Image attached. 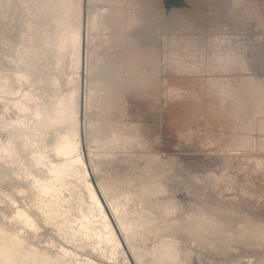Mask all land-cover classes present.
I'll list each match as a JSON object with an SVG mask.
<instances>
[{"label": "rangeland", "instance_id": "374dc122", "mask_svg": "<svg viewBox=\"0 0 264 264\" xmlns=\"http://www.w3.org/2000/svg\"><path fill=\"white\" fill-rule=\"evenodd\" d=\"M33 4L34 0H10L2 9L0 67L12 74L19 70L28 75L30 82L24 91L36 92L49 107L56 97L55 79L62 83V91L68 92L72 89L70 77L85 75V97L79 99L78 113L83 116L82 148L89 154L93 184L101 196L102 187L110 186L114 189L111 196L120 197L118 200H124V192H133L135 200L129 202L132 211L146 207L154 218L153 226L171 225L152 232L140 227L135 241L142 253L165 240L181 246L180 261L174 264H264V0H239L229 5L217 0H102L90 4L84 26L88 29L84 32L88 50L79 72L71 68L69 57L64 68L57 67L56 50L43 39V29H53L52 22L47 24ZM106 9L108 12L102 14ZM98 13L102 15L101 25L95 22ZM223 31L241 39L244 53L240 54V46L232 47L227 41L222 49L237 52L236 57L227 56L230 64L214 69L210 65L213 62H208L200 70L187 72L196 83L191 78L181 81L187 86L184 91L191 90L192 84L198 90L207 87L213 92L222 86L233 93V100L231 95L232 102L218 103L216 111L209 109L208 100L203 101L201 111L191 112L188 105L184 108L185 95L176 94L167 83L174 81V86L178 80L172 76L178 73L170 65L176 59L189 62L193 58L192 49L184 48L182 38L193 36L207 46ZM217 48L213 45L207 49L217 52ZM242 55L249 68L245 72L247 64L242 62ZM85 61L89 64L84 72ZM36 76L39 79H34ZM202 97L206 98L204 94ZM7 100H0V111L10 104ZM31 109L25 116L33 126L37 120L34 103ZM231 109L238 110L237 114L229 112ZM19 115L23 114L13 110L11 117L17 120ZM48 130L51 137L30 129V157L41 152L48 161L54 159L50 153L63 131L49 127L43 132ZM116 132H122L123 137L140 134L142 145L119 142L102 147ZM26 135L18 124L7 127L0 123V151L3 143L14 139L26 143ZM39 139L45 143V152L35 144ZM12 169L0 161V221L12 230H21L20 225H14L18 205L36 210V188ZM159 184L165 190L154 195ZM145 188L149 196L142 201ZM166 208L173 213L161 220ZM38 222L40 229L25 230L39 247L53 252H63L65 247L77 250L79 259L128 264L119 255L116 260L108 259L89 239L68 241L42 217ZM126 250L127 255L130 251V264H153L149 254L140 260L128 246Z\"/></svg>", "mask_w": 264, "mask_h": 264}, {"label": "bare ground", "instance_id": "6f19581e", "mask_svg": "<svg viewBox=\"0 0 264 264\" xmlns=\"http://www.w3.org/2000/svg\"><path fill=\"white\" fill-rule=\"evenodd\" d=\"M9 1L10 0H0V17L3 15L1 12L2 9ZM101 1L102 0H87V3L84 1L85 5L83 7L82 0H34L33 6H35L37 11L38 9L40 10L43 20L46 21L47 24L52 22L53 29L51 27L43 29V39L47 45L54 46L56 50L55 64L57 67L61 69L64 68L67 57H69L71 68L76 69L78 72L80 71L83 54H86V50H88V48L86 49V45L88 44H86V36L84 33L86 29L84 26L87 10L90 8V4L97 5L100 4ZM217 1L228 5L227 3H234L236 0ZM31 7L32 6H30V9ZM105 12H108V9L102 10V14ZM94 17L95 22L101 25L100 21L102 15L98 13ZM18 20H21V17ZM16 21L17 18L15 22ZM31 29H33L32 26ZM8 30L9 29H7V32L11 31ZM86 30L88 32V29ZM182 40L184 41V48L192 49L193 54L191 56H193V58L191 60L189 59V62H184L181 59H176L175 62L173 61L174 65H170V67H174L173 69L178 73L177 76L172 74L175 79H178L176 81L177 84L172 86L171 82L174 81H167V83L175 90L176 94H180L181 96L185 95L182 100V102H184V108L188 105V110L191 112L192 109L201 111L204 107L202 104L203 101L206 103L208 100L209 109L211 111H216L218 110L215 109L219 105L218 103L231 101V95L233 100V93L229 90H224L221 84L217 85L218 88L221 86V89L218 90L217 88L218 91L216 92L207 89V87H205V90H198V87H195L196 85L192 83V85H190L192 89H186L184 91V87L187 86H185L184 81L181 80L191 78L194 80L192 82L196 83L193 75H189L187 72L206 67V62L208 60L205 56L214 60V62L210 64L213 65V67L217 69L226 67L227 56H235L237 52L235 50H230L231 52L228 49L223 50V46L227 41H230V46H240L239 52L242 54V46L240 45L241 39L239 37L228 36L225 33L214 35V43L210 42V44H215L216 48L218 47L217 49H219V51L217 52L208 50L207 48L210 45L204 46L203 42H201V47L199 44L200 40L193 36H187L186 38H182L181 41ZM24 48L26 49L25 46H23V49ZM174 54H177V52ZM87 63V61L83 63L84 72L85 70L87 71ZM241 65L243 66V64ZM232 69L235 68L233 67ZM10 72L0 67V100L8 99L7 101L10 100L11 104H6L4 110L0 111V123H3L7 127H15L18 124L20 129H23L27 134V142L21 143V141L14 139L10 144L3 143L0 151V161L12 165V170L16 175L22 176L24 179H28L29 182L34 184L36 188L34 193L36 203H34L33 206H36V210L32 209L30 206L18 205L14 225H20L23 232H21V230H12L11 226L0 221V264H78V262H82V264H112L105 260L97 261L92 258L79 259L81 254L77 250H71L65 247L63 252H53L49 248L35 245L31 241L28 229L25 230V227L35 230L40 229L41 227L38 222L39 217H42L46 224L54 225L60 234L65 236L70 242H77L78 240L83 242L87 239L91 240V242L95 244L94 248L108 259L116 260L119 255V258L123 257V260L130 264V251L127 255L126 250L128 246L133 254L140 260H143L145 256L149 254L152 256L153 260L151 262L153 264L178 263L181 254V246L177 245L178 243L171 244L168 241L161 240L156 243L151 250H146L142 253L141 247L135 241L137 235L141 234V230H139L140 227H142L143 230H151L152 232L154 229L159 231L171 225L165 227L153 226L152 222L154 218L148 214L150 209L146 207L141 210L132 211L129 202L135 200L133 192H124L122 194L124 200H118L120 197L116 198V196H111L110 191L113 188H110V186L102 187L101 196L98 187L93 184L88 165L89 162L87 160L89 154L87 155L82 148L81 123L83 121V116H80L78 113L80 109L79 99L85 97V90H82L83 83L85 84L87 81L84 77L85 75L79 74L77 78L71 76L69 83L72 85V89L68 92L62 91L59 85L62 83L59 82L58 78L55 79L53 84L56 97L53 105L49 107L46 105L44 99L36 92L34 93L32 90L28 92L24 91V86L30 82L27 78L28 75L20 73L19 70L17 73L13 74ZM166 75L168 76L167 78L170 77L168 72H166ZM34 79H39V77L36 76ZM35 85L36 83L32 81L31 86L35 87ZM210 87H212V84ZM111 92L108 93L110 94ZM193 94H195L194 98H192V96H194ZM203 94L206 97L205 99L202 97ZM94 95L97 94L94 93ZM95 99L98 100L97 98ZM192 101H195L194 106ZM31 103L36 105V112L34 115L37 116V120H35L33 126L27 121L25 116L28 111L32 110ZM220 109L223 112L227 111L226 109ZM13 110L24 116L19 115L18 119L15 120L11 117ZM229 112L237 114L238 110L231 109ZM62 119L66 120L64 121ZM49 127H54V130L57 131H63L61 132V139L58 140L50 153V156L54 159L48 161L46 155L41 152L40 154L30 157V153L28 152L31 143L29 137L30 129H33L38 135L46 133L51 137L52 134H50L49 130L43 132L45 128ZM119 142H136L142 145L140 134L123 137L122 132L121 135L116 132L111 140L103 142L102 147H106L110 143ZM35 144H37V147H41L43 152L46 151L44 147L45 143L42 140L39 139L38 143ZM157 187V193L155 192L154 195L165 190L162 184L157 185ZM146 190L145 193L141 194L140 200L142 201L145 197L149 196V194H147L148 190ZM114 198H116V200ZM17 201L14 200V203L17 204ZM132 213L134 215L137 214L138 217L130 216ZM171 213H173L172 209H164L160 214L161 220ZM144 236L147 237L145 234ZM84 243L90 244V242Z\"/></svg>", "mask_w": 264, "mask_h": 264}, {"label": "crops", "instance_id": "0c3cea01", "mask_svg": "<svg viewBox=\"0 0 264 264\" xmlns=\"http://www.w3.org/2000/svg\"><path fill=\"white\" fill-rule=\"evenodd\" d=\"M238 1H239V0H236V1H234V3H227V4H228V5H229V4H235V3L237 4ZM115 9L117 10L118 13L122 14L120 8L116 7ZM227 30H228V29H227ZM222 33H225V34H226L227 32H226V31H223ZM226 35H227V34H226ZM228 36H231V35H228ZM237 38H238V37H237ZM211 43H214V40H213V39H212ZM199 44H200V46L202 47V43H201V41L199 42ZM209 45H210V46H213L212 44H209ZM214 45H215V44H214ZM240 45L242 46V49H243V43H242V42H241ZM210 46H209V47H210ZM242 52L244 53V49L242 50ZM243 57H245V56L242 55V58H241V60H243L242 62L247 64V59H243ZM207 60H208V61L206 62V64H207L208 62H210V63H211V62H214L213 59H212V60H211V59H208V57H207ZM227 62H228V61H227ZM212 67H213V66H211V68H212ZM242 67L245 68V65L243 64ZM213 68H214V69H217L216 67H213ZM246 69H247V70H246ZM248 70H249V68H248V64H247L246 68L244 69V72H245V71H248Z\"/></svg>", "mask_w": 264, "mask_h": 264}]
</instances>
